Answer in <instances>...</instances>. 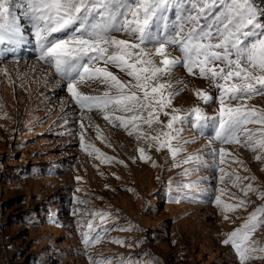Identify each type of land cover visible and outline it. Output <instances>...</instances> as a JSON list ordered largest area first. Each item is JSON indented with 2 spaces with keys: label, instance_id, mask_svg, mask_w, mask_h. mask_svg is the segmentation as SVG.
<instances>
[{
  "label": "rangeland",
  "instance_id": "rangeland-1",
  "mask_svg": "<svg viewBox=\"0 0 264 264\" xmlns=\"http://www.w3.org/2000/svg\"><path fill=\"white\" fill-rule=\"evenodd\" d=\"M171 51L173 56L181 55ZM50 74L49 68L36 61L0 67V264H93L101 260L122 264V258L140 264H239L235 250L223 240L264 205L259 196L264 191V161L255 159L259 152L241 144L216 147L230 154L224 165L229 172L256 178L243 182L259 189L245 197L227 177L220 183L219 172L210 174L208 154L213 143L209 146L188 124L183 125L182 140L189 142L173 158L166 147L158 151L152 146L155 142L138 140L119 121L99 116L103 111L76 120L74 108ZM123 76V80L130 79ZM164 79L179 93L173 100L175 108L199 106L195 90L207 92L202 80L184 75L182 63ZM93 87L95 92L106 90L99 84ZM247 104L264 109V95H254ZM160 119L166 123L168 117ZM142 128L147 130L146 125ZM140 147L151 159L140 158ZM94 149L124 164L102 162ZM189 155H198L207 164L175 166ZM186 169L192 170L189 175H183ZM184 184L193 187H181ZM215 195H221L224 203H238L237 198L251 203L246 209L228 211L214 203ZM78 199L88 203H78ZM95 212L110 213V219L101 225ZM89 222L93 224L91 236L103 228L109 231L99 243L86 248L82 233L89 231ZM124 228L133 230H120ZM252 238L264 244V226ZM116 239L124 244L115 243ZM250 264H264V260L253 259Z\"/></svg>",
  "mask_w": 264,
  "mask_h": 264
},
{
  "label": "snow or ice",
  "instance_id": "snow-or-ice-1",
  "mask_svg": "<svg viewBox=\"0 0 264 264\" xmlns=\"http://www.w3.org/2000/svg\"><path fill=\"white\" fill-rule=\"evenodd\" d=\"M262 16L264 9L257 8L254 0H0V54L20 44L27 28L39 49L38 59L54 67L81 109L103 111L105 120L119 121L138 140L155 142L152 146L158 151L166 147L173 158L185 151L184 144L189 141L182 140L183 125L191 123L201 132L210 125L216 142L242 144L259 152L256 160L264 161V109L246 103L254 95H264ZM62 32L63 37L54 35ZM114 33L126 34L128 38L119 39ZM173 49L181 55L173 56ZM181 63L190 75L213 81L219 90L215 116H207L199 106L188 110L173 106L179 93L172 91L171 81L164 77L171 76ZM109 66L130 79L121 80ZM86 80L105 85L103 95L79 92L77 84ZM195 95L204 103L213 99L200 89L195 90ZM117 112L120 114L116 115ZM161 115L168 117L166 123L160 119ZM96 131L99 135L98 127ZM81 147H84L83 136ZM94 151L102 162L124 164L123 160L107 156L99 149ZM139 152L141 159H151L143 147ZM212 155L220 183L227 177L245 197L259 191L252 183H243L255 181L254 176H240L235 170L226 169V157L230 154L225 148L213 147ZM232 160L243 165L236 157ZM191 163L207 164L200 156L189 155L175 166ZM191 171L186 169L183 175ZM219 191L223 193L224 189ZM259 196L264 200V191H259ZM237 199L235 204L224 203L221 195H215L214 203L228 211L246 209L251 203L248 199ZM78 203L88 201L78 199ZM93 215L100 218L101 225L111 216L106 212ZM261 226H264V205L250 213L245 223L223 240L225 245L233 247L239 264L264 260V244L252 238ZM87 227L89 231L82 233L86 248L99 243L103 233L109 231L103 228L93 240V224L89 222ZM114 242L124 244L121 239ZM93 264L111 262L101 260ZM122 264H140V261L122 258Z\"/></svg>",
  "mask_w": 264,
  "mask_h": 264
},
{
  "label": "trees",
  "instance_id": "trees-1",
  "mask_svg": "<svg viewBox=\"0 0 264 264\" xmlns=\"http://www.w3.org/2000/svg\"><path fill=\"white\" fill-rule=\"evenodd\" d=\"M255 5L257 6V8H261L264 9V0H254ZM262 20H264V16L261 17Z\"/></svg>",
  "mask_w": 264,
  "mask_h": 264
},
{
  "label": "bare ground",
  "instance_id": "bare-ground-1",
  "mask_svg": "<svg viewBox=\"0 0 264 264\" xmlns=\"http://www.w3.org/2000/svg\"><path fill=\"white\" fill-rule=\"evenodd\" d=\"M15 65V64H14ZM34 69H36L35 67H34ZM38 69V68H37Z\"/></svg>",
  "mask_w": 264,
  "mask_h": 264
}]
</instances>
